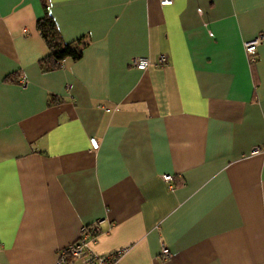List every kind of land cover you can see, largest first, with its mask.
<instances>
[{
    "label": "crops",
    "instance_id": "obj_1",
    "mask_svg": "<svg viewBox=\"0 0 264 264\" xmlns=\"http://www.w3.org/2000/svg\"><path fill=\"white\" fill-rule=\"evenodd\" d=\"M45 2L88 45L41 72L42 0H0V264H55L95 222L112 264H264V0Z\"/></svg>",
    "mask_w": 264,
    "mask_h": 264
},
{
    "label": "built area",
    "instance_id": "obj_2",
    "mask_svg": "<svg viewBox=\"0 0 264 264\" xmlns=\"http://www.w3.org/2000/svg\"><path fill=\"white\" fill-rule=\"evenodd\" d=\"M160 5L167 6L173 3V0H159ZM260 43V38H254L244 43V51L247 56L248 63L253 65L257 61V47ZM168 63V58L165 54H160L156 62L152 63L148 58L135 57L130 61V66L138 70H146L149 66L153 65L157 68H164ZM19 83L23 84V79L19 80ZM92 149L98 147V142L95 138L89 139ZM254 152L260 151V148L256 147ZM162 179L168 184L169 188H173L174 178L170 174H162ZM98 222L84 225L80 229L79 237L62 248L58 253V258L55 264H65L75 260H82L85 264H112L122 254V250H118L106 255H96L87 249L89 242L95 241L98 232ZM170 250L162 246L160 250V257L167 259L170 257Z\"/></svg>",
    "mask_w": 264,
    "mask_h": 264
},
{
    "label": "trees",
    "instance_id": "obj_3",
    "mask_svg": "<svg viewBox=\"0 0 264 264\" xmlns=\"http://www.w3.org/2000/svg\"><path fill=\"white\" fill-rule=\"evenodd\" d=\"M42 8L43 14L36 21V29L48 48V54L38 61V66L41 72H47L59 67L65 59L75 61L81 58L88 42L83 39L71 42L64 41L55 20L48 12L45 0H42ZM55 99V96L51 97V101Z\"/></svg>",
    "mask_w": 264,
    "mask_h": 264
}]
</instances>
